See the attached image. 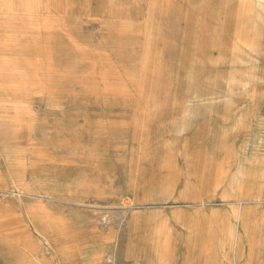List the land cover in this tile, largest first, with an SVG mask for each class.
Listing matches in <instances>:
<instances>
[{
	"label": "rangeland",
	"instance_id": "obj_1",
	"mask_svg": "<svg viewBox=\"0 0 264 264\" xmlns=\"http://www.w3.org/2000/svg\"><path fill=\"white\" fill-rule=\"evenodd\" d=\"M0 264H264V0H0Z\"/></svg>",
	"mask_w": 264,
	"mask_h": 264
},
{
	"label": "crops",
	"instance_id": "obj_2",
	"mask_svg": "<svg viewBox=\"0 0 264 264\" xmlns=\"http://www.w3.org/2000/svg\"><path fill=\"white\" fill-rule=\"evenodd\" d=\"M245 176H246V174H245ZM246 196V194L245 195H242V198H244ZM210 233H211V230H210V232H209V234H208V239L206 240V254H207V250H208V246H209V237H210ZM216 242H215V246H220L221 244L219 243V240H220V238H218V237H216Z\"/></svg>",
	"mask_w": 264,
	"mask_h": 264
},
{
	"label": "bare ground",
	"instance_id": "obj_3",
	"mask_svg": "<svg viewBox=\"0 0 264 264\" xmlns=\"http://www.w3.org/2000/svg\"><path fill=\"white\" fill-rule=\"evenodd\" d=\"M216 251L219 252V251H222V250L217 249V248H214V249L211 250L212 253H213V252H216Z\"/></svg>",
	"mask_w": 264,
	"mask_h": 264
}]
</instances>
